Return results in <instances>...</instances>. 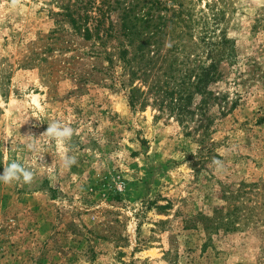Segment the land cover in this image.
Returning a JSON list of instances; mask_svg holds the SVG:
<instances>
[{"label": "rangeland", "instance_id": "1", "mask_svg": "<svg viewBox=\"0 0 264 264\" xmlns=\"http://www.w3.org/2000/svg\"><path fill=\"white\" fill-rule=\"evenodd\" d=\"M190 7L232 43L218 87L236 105L187 136L128 106L53 0H0V174H34L0 181V264H264V0ZM233 209L218 233L190 222Z\"/></svg>", "mask_w": 264, "mask_h": 264}, {"label": "trees", "instance_id": "2", "mask_svg": "<svg viewBox=\"0 0 264 264\" xmlns=\"http://www.w3.org/2000/svg\"><path fill=\"white\" fill-rule=\"evenodd\" d=\"M53 1L60 9L58 23L66 22L75 35L92 42L90 55L105 61L106 71L113 69L132 110L154 107L157 117L175 120L190 136L199 130L206 134L215 116L235 108L232 103L228 109V94L218 87L225 78L223 63H233L232 43L216 35L203 11L194 14L192 0ZM212 20L217 25L218 14L213 12ZM223 197L228 199L225 192ZM234 211L216 212L214 218L199 214L190 222L218 233L232 224Z\"/></svg>", "mask_w": 264, "mask_h": 264}, {"label": "clouds", "instance_id": "3", "mask_svg": "<svg viewBox=\"0 0 264 264\" xmlns=\"http://www.w3.org/2000/svg\"><path fill=\"white\" fill-rule=\"evenodd\" d=\"M17 2V0H13ZM45 134L54 135L58 139L70 138L72 136L71 127H60L57 125H50ZM75 161L73 160V163ZM34 174L31 170L26 169L18 162H12L4 167L3 173L0 174V181L5 184H10L13 181L22 182L23 184H31L33 182Z\"/></svg>", "mask_w": 264, "mask_h": 264}]
</instances>
